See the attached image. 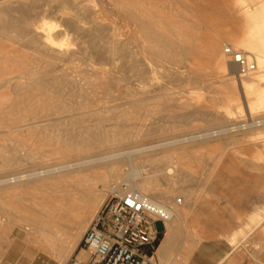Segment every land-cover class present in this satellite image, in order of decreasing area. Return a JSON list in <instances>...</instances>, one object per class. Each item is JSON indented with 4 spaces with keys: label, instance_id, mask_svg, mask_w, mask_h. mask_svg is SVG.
<instances>
[{
    "label": "bare ground",
    "instance_id": "bare-ground-1",
    "mask_svg": "<svg viewBox=\"0 0 264 264\" xmlns=\"http://www.w3.org/2000/svg\"><path fill=\"white\" fill-rule=\"evenodd\" d=\"M168 1L0 0V42L10 46L0 55V65L5 64L8 71L4 74L5 68L3 73L6 79L0 75L4 80L2 88L6 90V93L1 92L5 95L0 96V135L9 139L6 145L0 144V246L9 238L8 231L19 223L18 216H11L4 208L5 200L13 196L11 192L37 187L43 198L35 205V215L21 219L27 223L26 231L30 232V237L35 236L34 243L42 252L61 264H68L79 250L111 185L121 183L128 190L148 197L166 213V232L156 255L161 264H173L175 248L188 228V210L197 204L196 200L190 204L186 200L188 195L184 198L182 195L179 200L177 194H183V183H187L185 175L191 172L192 163L195 160L201 163L206 157H193V153L189 159L193 162L184 164L183 159L191 155L187 140L183 141V133L169 136L171 126L165 127L176 122L180 126L187 125L192 120H204L222 128L229 123L226 131L230 133L224 135L227 141L242 143L249 137L255 138L252 142L264 140V129H257L264 127V13L254 7L255 11L229 13L246 17V29L226 45L240 51L254 66L248 75L236 76L235 71L228 69V47L224 48L222 40H210L203 52L202 65L183 61V56L190 57L193 50L192 46L183 44V15L154 12L170 8ZM218 7H222L219 2ZM223 7L228 9L231 5ZM213 72L219 75L226 90L233 92L216 99L219 103L211 98L186 97L183 88L176 92L175 88L183 84L201 83L206 88L212 87L208 74ZM158 75H162V81L158 80ZM175 84L178 86L174 88ZM244 102L250 120L233 122L238 114L244 113ZM183 110H187V114L183 115ZM161 123L169 125L162 127ZM244 128L249 132L243 133ZM47 146L52 148L50 153L68 160L59 158L61 163L55 166L36 162V157L46 150L49 153V149L44 150ZM254 148L264 154V145L257 143ZM216 159L213 166L218 169L222 164L220 166ZM260 160L262 162L257 163L240 161L239 165L242 170H256L263 175V155ZM27 162L35 164L34 173L28 172ZM233 163L225 166L235 171ZM82 176H87V180L83 181ZM176 184L180 185L179 190L175 189ZM251 216L249 218L259 217ZM253 221L257 224L255 227L253 224L250 234L262 223L261 219ZM249 222L246 225L250 228ZM233 231L231 247L237 248L238 236L245 230ZM22 234L19 232L18 237ZM198 244L188 249V257ZM88 257L82 250L75 262L86 264Z\"/></svg>",
    "mask_w": 264,
    "mask_h": 264
},
{
    "label": "rangeland",
    "instance_id": "rangeland-1",
    "mask_svg": "<svg viewBox=\"0 0 264 264\" xmlns=\"http://www.w3.org/2000/svg\"><path fill=\"white\" fill-rule=\"evenodd\" d=\"M170 1H168L169 5L171 6L170 8L154 10V12L155 13L157 12L161 15H164V14L168 15V14H174L176 12H178V13L180 12V14L183 15V44L192 46V48H193L192 55L190 57L183 56V61H189V62H192L194 64H199V65L200 64L202 65L205 62V56H203V52H205L207 50V46H208L210 40H212V39L222 40L223 46H225L224 48L226 49L228 47V45H226V44H228V43L230 44L231 40H235L240 35H242V33H245L244 30L246 29V26H245L246 25V17H243V16L234 17L232 15H229V13L236 12L237 10L238 11L241 10V11H239L240 13L246 12L249 10L255 11V10H259L260 6H261V5L258 6V3L260 2L259 0H183V1H181V0H170ZM218 2L222 5V7H218ZM227 4L229 6L231 5L230 8L228 7V9L226 7H223L224 5H227ZM248 5H250V6H248ZM252 7H254L255 10ZM262 10H263L262 12L264 13V8ZM247 24H248V22H247ZM249 26L247 25V27H249ZM1 42H0V55L2 56V52L8 50V48H10V46L7 43H4L3 41H1ZM0 58L2 60V57H0ZM229 60L228 61L230 63H228V69L235 71L236 76H238L239 75L238 70L231 64V59H229ZM5 68H6L5 64H4V67H1V65H0V73H1L0 75H2L5 72ZM1 69H3L4 71ZM4 74H6V75L8 74L7 68H6V73H4ZM4 74H3V79H6V77H4L5 76ZM208 75L211 77L210 78L211 82L214 85V86L212 85V87H210V88H206L203 84L201 85V83L199 85L197 84V85H193V86L183 84V87L180 85H179L180 86L179 87L177 84H175L173 87L175 88L178 86L177 88H175L176 92H178L177 89H180L179 91H181V89L183 88L182 89L183 95L186 97L193 98V99H202V100H205L206 98H211V99L215 100L216 104L219 103L216 101V99L218 100V99H221L222 97L230 96L231 93H233L232 91L226 90L227 88L221 83L222 80H220V77L217 73L213 72V73H209ZM158 76H157L158 80L162 81V80H160L162 75L161 76L158 75ZM1 77L2 76H0V79H1L0 84L4 81ZM2 84H4V83H2ZM2 84L0 85L1 86L0 87V90H1L0 96L5 95V93H6V90L4 88H2ZM237 85L239 87L238 89H239V93L241 95V98H243V101H244V94H243V91L241 89L240 80L237 81ZM4 90H5V93H1L2 91L4 92ZM247 109H248L247 105L244 102V113H242L241 116H240V114H238L237 119L233 120V122H235V121L239 122L238 120H240V119H242V121L244 119L250 120V113H249V110H247ZM218 110L222 111L223 107L219 108ZM184 113L187 114V110H183V115H184ZM203 121L204 120H202V121L201 120L200 121L199 120H197V121L192 120L187 125H185L183 123V126L185 127L183 130H181L183 128V126H180L181 124L178 122H176L177 125L175 123L172 125L171 124L169 125L166 123L160 124L162 127L165 125L166 126L169 125V127H165V128H170V126H171V129H173V128L177 127V129L176 130L173 129L172 132L170 131L171 129L168 130L170 133L169 136L170 135H173V136L179 135L180 136L183 133L181 135V137L183 136L184 142H186L185 140H187V142H188V145L186 143L187 147L191 148L192 150H193V148L197 149V150L195 149L192 151L188 148V152H190L191 155L189 156V158H186L188 160L183 159L184 164H185V162H189V161L193 162L192 160H189L190 157L193 155V153H194L193 157L194 156L195 157L199 156V158L206 157V158L201 159V163H197L198 161L196 162V160H195V163L194 162L192 163L191 172H188L186 174L187 176L185 175L187 183H185V184L183 183V185H185V186H183V194L182 193H179L180 195L177 194V198L179 200L182 198L181 197L182 195H183V198L188 195L186 197V200L190 204L192 203L193 200H196L197 204L190 206V209L188 210V212H189V222L187 225L188 228L185 229L184 234L183 233L181 234L182 237H180L179 245L175 248L174 255L172 258V262H173V264H178L180 261H182V260L186 261V259H187L185 264H190L192 259L195 256V254L197 252H199V250H201L205 246H210V247L214 246L213 248H215L216 255H220V254L223 255V254H227V253L230 254V256L225 261V264H243L244 263L243 261H245V259L248 261V264H257V263L259 264V261L257 258H255L256 257L255 255L260 254V251H261L260 243L261 242L259 240H256V238H257L256 235L259 233L260 235L263 234V236H264V233H263L264 232V218H263L264 217V182H263L264 181V174L262 175V173L260 171L257 172L256 170H253V172H252V170H248V169L242 170L243 167L240 166L241 165L240 161H249V162H254V163L262 162L261 160L259 161V158L261 157V155L264 156V154H263L262 150L254 148V144L260 143V144L264 145V140L252 142L255 138L249 137V138L245 139L242 143L241 142H230V141H227L225 139L226 137L224 135L226 133H230L226 130L229 129L228 126H230L231 124L230 125H229V123L225 124V127L222 128L219 126L215 127V126L207 123L206 121H204V122ZM167 122L171 123L170 121H167ZM173 125H175V126L173 127ZM243 125H245V124H242L241 126H243ZM190 126L192 128H190ZM220 129H221V131H219ZM246 129L247 128L243 129V133L249 132V130H246ZM257 129H259V130L264 129V127L262 126V127L257 128ZM222 130L225 131V133H223ZM0 131H2V130L0 129ZM192 132L195 134H193ZM213 132H215V133H213ZM184 133H185V137H184ZM206 135H208V137ZM189 136H190V138H189ZM187 138H189V139H187ZM198 138H200V139H198ZM7 140H9V139L7 137H5V135H0V144L6 145ZM192 140L195 142V144ZM189 141H190V144H192V147H190ZM204 141H206V142H204ZM205 143H207V144H205ZM218 144H221V145H218ZM223 145L224 146L226 145L227 147L226 146L223 147ZM205 146H208V147H205ZM243 146H245V147H243ZM36 147H38V146H36ZM46 149H49V147L47 146L44 148V150H46ZM51 149H49V153H46V152H48L46 150V152H44V154L42 156H40V157L38 156L39 158L36 157L35 161L40 163V164H44L45 166H48V165L49 166H52V165L55 166V165L59 164L58 162L61 163L62 155L60 156V154L55 155L53 153H50ZM222 149H224V151ZM229 151H230V153H229ZM244 151H246V152L244 153ZM244 157H245V159H244ZM59 158L61 160H59ZM214 158L215 159L217 158L216 159L217 162L220 163V166L222 164V167H219L218 169L214 168V166L216 165V164L214 165V163L216 162V161H214L215 160ZM194 159H196V158H193V160ZM67 160H62V161H67ZM219 160H222V161H219ZM230 161H233L234 163L230 162ZM28 162H33V161H28ZM28 162H27L28 172L34 173L35 164L34 163L31 164ZM203 162H205V163H203ZM235 162H237V164ZM232 163H233L234 167L236 166L235 168H237V170L233 171L232 167L227 168L225 166V165H229ZM193 164L195 165V167L193 166ZM189 165H190V163H188V166ZM202 167H203V169H202ZM204 168H206V169H204ZM32 169H34V170H32ZM201 169L203 171H201ZM207 170H208V172H207ZM222 170H223V172H222ZM227 170H229V171H227ZM239 170H241V171H239ZM200 171H201V173H200ZM250 171H251V174H250ZM246 172H248L249 174ZM237 174H238V176H237ZM210 175H212V176H210ZM228 175H230V176H228ZM240 175L243 177H241ZM80 178L83 181L87 180V176H82ZM192 178L194 181H192ZM238 179H239V181L241 180V182H242V183L240 182L241 184L240 183L237 184L239 182ZM217 180H219V181H217ZM233 181L236 184H234ZM244 182H245V184H243ZM178 185L179 184H176V186H175V189H177V190H179ZM236 186H237V188H236ZM245 186H249V187H245ZM231 187H233V189ZM29 188L28 189L26 188L27 191L29 190L28 191L29 193H27V196L25 193L26 190L23 191V189H25V188L20 189L19 191L16 190V192L15 191L11 192V193H13V196L10 198H7L4 202L5 204H3L4 208L9 212V214H11V216L13 214H14V216H16V215L18 216L17 219H18L19 223L17 226H14L11 231H8L7 236L9 238L7 239V241L4 245L0 246V264H61V263H59V261L56 258H54L52 256L50 258V256H47L44 252H42V250L34 243L35 236L32 237L33 235L31 234L32 236L30 237V232L26 231V229H28L27 223L25 221H23V219H21V218L23 216L31 217V216L35 215V208H37V206H35V205H37L43 198V196H40V193L42 191L40 190V192H39L38 191L39 189H37V187L31 186V188L30 189ZM187 188L188 189L190 188L191 190L189 189L190 191H187L188 190ZM233 190H235V191H233ZM15 194H17V195H15ZM241 194H242V196H241ZM15 196H16V198H15ZM40 197H42V198H40ZM107 197H108V194H107L106 198ZM48 198L50 199L51 197L49 196ZM106 198H105V200H106ZM228 199H230V200H228ZM105 200H104V202H105ZM238 202L241 203L240 206L238 205L239 204ZM232 211L233 212L235 211V213H233ZM237 211H239V213ZM194 213L195 214L199 213V214H197V217H199L198 215H200L202 217V219L199 220L200 218H197ZM232 213H233L234 217L231 216ZM237 214L239 216L240 215L241 216L239 217ZM256 214L259 215V217L262 215V217H260V218L259 217L249 218V217H252L251 215H254L253 217L257 216ZM242 217H243V219H242ZM8 218H10V216ZM253 219H257V222L261 219V222H262L261 224L263 226L260 224V226L254 232H252L250 234V230L253 229L257 224L256 222L253 221ZM247 221L248 222L250 221L249 225L252 224L250 226V228H249V226L247 227V225H248V223H246ZM252 221H253V223H251ZM195 222H198L197 225ZM231 222L236 226L234 227V225ZM243 222H245V224ZM253 224H254V227H253ZM244 227H247V229ZM156 229L158 230V232L163 233L164 232V224L162 222H158L156 224ZM233 230H235V232L236 231L240 232L241 230H245L244 234H242L241 236L239 234V236H238L239 238L237 241L238 242L237 248L231 247L232 246V236L234 235ZM259 230H261V232H259ZM231 231H233V232L231 233ZM19 232L23 233L20 237H18ZM196 234L198 236H196ZM245 235L246 236L248 235V236L246 237ZM255 236H256V238H255ZM16 239L19 240V241L18 240L16 241L19 243L12 245ZM197 242H199L197 248L194 250V253L192 255H189V257H188L186 255L188 253V249L190 247H192V245L194 243L196 244ZM8 243L9 244L11 243L12 246L8 245ZM82 250L83 251L85 250L87 252V250L83 247V245H80L79 250L70 258L68 264H76L77 262H75V261H77V259H76L77 255H79ZM87 255H89V257H88V260L85 261V263L90 264V262L92 261V256L90 255L89 252H87ZM239 255H240V257H244V258L242 259V261L237 262V261H235V257H239ZM155 259H156L158 264H161L157 255L155 256Z\"/></svg>",
    "mask_w": 264,
    "mask_h": 264
},
{
    "label": "built area",
    "instance_id": "built-area-1",
    "mask_svg": "<svg viewBox=\"0 0 264 264\" xmlns=\"http://www.w3.org/2000/svg\"><path fill=\"white\" fill-rule=\"evenodd\" d=\"M226 54L239 75L251 73L240 51L227 48ZM166 213L146 196L113 183L108 197L86 231L81 245L90 253V264H158L155 256L166 232ZM164 224V232L156 224Z\"/></svg>",
    "mask_w": 264,
    "mask_h": 264
},
{
    "label": "crops",
    "instance_id": "crops-1",
    "mask_svg": "<svg viewBox=\"0 0 264 264\" xmlns=\"http://www.w3.org/2000/svg\"><path fill=\"white\" fill-rule=\"evenodd\" d=\"M259 1L260 2L258 3V6L261 5L260 6V12L263 13L262 12L263 11L262 6H264V0H259ZM257 235H259V234H257ZM260 236H257V239L261 242L260 247L262 250L260 251V254H256L255 256L258 259V261L260 260L259 264H264V239H262L264 237H263V235L261 237ZM17 240L18 239H16L12 245L18 244L19 242H16ZM213 247L214 246L203 247L201 250H199V252H197L195 254V256L192 259L190 264H225V261L227 260L228 256H230V254L227 253V254H223V255L222 254L216 255L215 248H213ZM258 255H260V258L257 257ZM243 258L244 257H235V261L240 262V261H242ZM243 262H244L243 264H248V261L246 259Z\"/></svg>",
    "mask_w": 264,
    "mask_h": 264
}]
</instances>
